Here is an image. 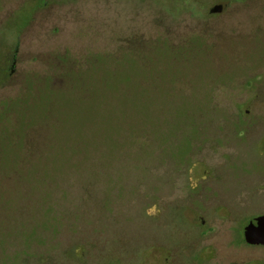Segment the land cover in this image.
Masks as SVG:
<instances>
[{
    "label": "rangeland",
    "instance_id": "374dc122",
    "mask_svg": "<svg viewBox=\"0 0 264 264\" xmlns=\"http://www.w3.org/2000/svg\"><path fill=\"white\" fill-rule=\"evenodd\" d=\"M199 13L0 0V264H264V0Z\"/></svg>",
    "mask_w": 264,
    "mask_h": 264
},
{
    "label": "water",
    "instance_id": "95a60500",
    "mask_svg": "<svg viewBox=\"0 0 264 264\" xmlns=\"http://www.w3.org/2000/svg\"><path fill=\"white\" fill-rule=\"evenodd\" d=\"M227 4L219 3L211 9V13H219L226 8ZM244 241L248 245L264 247V214L258 215L249 221L244 227Z\"/></svg>",
    "mask_w": 264,
    "mask_h": 264
},
{
    "label": "trees",
    "instance_id": "16d2710c",
    "mask_svg": "<svg viewBox=\"0 0 264 264\" xmlns=\"http://www.w3.org/2000/svg\"><path fill=\"white\" fill-rule=\"evenodd\" d=\"M233 1H236V2H239V1H243V2H249V0H233ZM181 2L185 5V6H188V8H190V10H192L193 12H202L203 10H205V7L207 5V3L209 2V0H181ZM199 14H202V13H199ZM206 17H208V14L206 13ZM2 69L4 68V74H1V81L2 83H4L6 80H7V68L6 67H1ZM0 68V69H1ZM1 83V84H2ZM81 254H83V251H81Z\"/></svg>",
    "mask_w": 264,
    "mask_h": 264
},
{
    "label": "flooded vegetation",
    "instance_id": "af4514ba",
    "mask_svg": "<svg viewBox=\"0 0 264 264\" xmlns=\"http://www.w3.org/2000/svg\"><path fill=\"white\" fill-rule=\"evenodd\" d=\"M231 2V1H230ZM219 4V3H218ZM226 4V3H225ZM229 8H230V5L229 4H227V6H226V8L223 10V11H221V12H219V13H211V14H213L214 16L215 15H221V14H224V13H226L228 10H229ZM7 75L9 76V73L7 72ZM8 78V77H7Z\"/></svg>",
    "mask_w": 264,
    "mask_h": 264
}]
</instances>
